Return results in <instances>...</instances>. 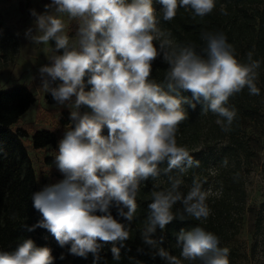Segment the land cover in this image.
Here are the masks:
<instances>
[{"label":"clouds","instance_id":"clouds-1","mask_svg":"<svg viewBox=\"0 0 264 264\" xmlns=\"http://www.w3.org/2000/svg\"><path fill=\"white\" fill-rule=\"evenodd\" d=\"M156 2L168 22L180 8L204 18L217 6V0ZM44 9L30 10L35 32L27 29L26 37L36 44L54 42L57 54L38 72L53 100L71 108V126L58 140L53 161L63 178L32 194V206L42 218L27 230H47L61 248L68 246L70 255L87 259L91 254L93 264H99L105 245L111 244L113 259L119 260L130 239L142 182L163 173L170 187L152 191L141 233L143 243L154 250L152 258L166 264H230L229 248L203 227L176 234L180 257L162 247L164 237L155 234L185 216L206 221L211 215L210 193L201 182L193 180L186 194L180 190L183 175L201 164L177 144L179 125L188 118L185 105L195 109L201 104L203 113L216 114V123L230 131L237 111L227 106L229 98L245 88L260 95V61L249 51L242 62L219 31L201 33L200 52L192 43L174 45L171 33L158 26L154 0H50ZM220 11L227 15L224 5ZM65 16L78 24L75 42L65 30ZM157 59L167 65L163 83L150 79ZM177 204L183 208L179 215L173 212ZM54 260L50 247L37 246L31 238L12 251H0V264Z\"/></svg>","mask_w":264,"mask_h":264},{"label":"trees","instance_id":"trees-1","mask_svg":"<svg viewBox=\"0 0 264 264\" xmlns=\"http://www.w3.org/2000/svg\"><path fill=\"white\" fill-rule=\"evenodd\" d=\"M264 0H217L216 9L210 15L200 18L194 17L190 10L178 9L176 17L168 22L162 19L161 5L154 0L157 9L159 27L164 32H170L169 37L174 45L192 43L197 52L204 47L200 35L204 31L223 32L230 44L234 47L237 57L246 62V54L253 52V59L264 61ZM224 5L227 15H223L220 6ZM167 65L162 59H157L152 66L150 79L163 83ZM191 97V93H184ZM49 103H56L51 94L47 93ZM247 88L229 98L228 107H234L237 116L231 125V130L225 132L214 119L216 114L211 111L206 114L201 111L202 105L197 104L195 109L185 105L188 118L180 123L179 127L184 131L187 141L193 144L204 134L216 135L215 125L220 126L224 143L222 151L228 155L234 154L241 148V135L245 134L251 126L261 122V112L253 101ZM35 103V96L30 89L23 85H15L0 90V251L14 250L23 239L31 238L37 246H47L52 249L55 257L54 264H93V257L89 254L87 259L73 256L68 253V246L61 248L55 238L45 229L37 228L29 232L27 227L37 223L42 217L32 206V194L38 191V178L33 167L28 150L23 139H29L34 149H42L54 146L57 143V135L46 129L35 130L31 135L23 128H14V125ZM67 114V113H66ZM68 115V114H67ZM208 120L207 127L203 122ZM64 123H71L69 117H63ZM48 162L52 160L46 159ZM208 159L204 162L207 163ZM213 161H216L214 158ZM166 165H161L165 167ZM154 188V180L142 182L137 194L138 208L131 222L130 239L121 248L120 259L114 260L110 251L112 245H105L99 264H166L158 256L153 259L154 250L145 245L141 233L145 227L148 216V204L151 203V193ZM116 216V209H111ZM99 214V213H97ZM117 219H121L117 217ZM211 221L205 223L191 220H174L166 226L164 231L157 230L155 236L164 237V247L171 255L176 251L174 245L176 234L181 229L191 230L195 226L203 227L210 231ZM211 232V231H210ZM119 247V245H117ZM222 247V245L220 244ZM64 259H60L61 255Z\"/></svg>","mask_w":264,"mask_h":264},{"label":"rangeland","instance_id":"rangeland-1","mask_svg":"<svg viewBox=\"0 0 264 264\" xmlns=\"http://www.w3.org/2000/svg\"><path fill=\"white\" fill-rule=\"evenodd\" d=\"M50 0H0V90L15 85H23L32 91L35 103L14 125L32 134L35 130L46 129L54 132L58 140L71 126L62 121L69 117L68 105L49 103L47 92L41 85L38 69L50 64L54 51V42L36 44L26 37V31L34 28L35 17L30 10L44 12V5ZM264 5V3H263ZM66 32L70 42H75L78 24L64 17ZM257 87L260 95L253 96V101L261 112V122L251 126L241 135L242 147L234 154L222 151L219 140L223 139L220 126L215 125L216 135H202L193 144L187 141L184 131L178 128L177 144L186 146L195 159L201 162L182 177L181 191L187 193L193 180L202 183L209 191L207 203L211 209L209 230L219 237L222 247L230 250V264H264V61L260 60ZM68 115H67V114ZM218 116H214L215 121ZM205 119L202 126L207 127ZM209 125V124H208ZM179 127H181L179 125ZM57 140V142H58ZM33 167L39 188L53 184L63 177L53 163L57 154V143L42 149H34L29 139H23ZM52 161L48 162L46 159ZM216 161H213V159ZM205 159L207 163L204 162ZM227 160V164L224 161ZM176 174L173 170L172 175ZM170 187L168 178L163 173L154 180L153 191H163ZM219 193V195H217ZM151 198V197H150ZM152 199V198H151ZM179 215L183 212L180 204L173 208ZM207 219V220H208ZM192 219L185 216V221ZM205 223L206 221H200ZM176 247V241L174 244ZM181 249L173 253L180 257ZM184 264H189L185 261ZM198 264V262H195Z\"/></svg>","mask_w":264,"mask_h":264}]
</instances>
